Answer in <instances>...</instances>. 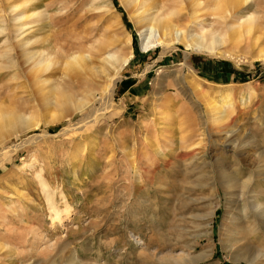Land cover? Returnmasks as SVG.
I'll return each instance as SVG.
<instances>
[{"label":"rangeland","instance_id":"obj_1","mask_svg":"<svg viewBox=\"0 0 264 264\" xmlns=\"http://www.w3.org/2000/svg\"><path fill=\"white\" fill-rule=\"evenodd\" d=\"M252 1L263 17L264 0ZM124 3L0 0V123L14 115L24 126L0 131V264H246L243 252L262 254L264 264L263 230L227 242L243 203H230L220 174L237 170L244 181L264 171V38L246 48L226 35L211 54L183 44L144 52L143 25ZM165 9L186 34L224 25L218 8H197L205 23L176 2ZM29 38L47 61L32 70L24 64L31 48L19 46ZM104 40L113 44L108 52L131 60L111 100L96 90L81 110L84 84L65 62ZM213 101L224 112L219 124ZM230 140L246 153L234 154ZM191 149L197 157L175 160ZM37 171L56 204L71 208L62 227ZM254 194L264 204V182Z\"/></svg>","mask_w":264,"mask_h":264},{"label":"bare ground","instance_id":"obj_2","mask_svg":"<svg viewBox=\"0 0 264 264\" xmlns=\"http://www.w3.org/2000/svg\"><path fill=\"white\" fill-rule=\"evenodd\" d=\"M169 1L176 2L181 6H185L187 9H189L192 14L189 15L193 17V20H195L193 22L196 23L207 22L206 19H204L205 17H201V15H198L197 12V8L202 7V5H206L208 12H210L211 9L214 8L220 9L221 11H223V14L219 15L220 20H223L224 23V25H222V30H215L212 28L208 29L211 27V25L207 24L198 32L190 31V34H186L184 29L180 28L175 22L172 21L170 14L171 11H168L170 9L168 7V10L165 9L167 2ZM249 2L251 4H254L252 0H125L124 5L127 4V9H129V6L132 8L131 10H133V13L136 15L138 23L140 25H143L139 29V34L141 36L142 50L144 52H147L149 49L154 48L156 46L162 47L164 49L163 51H166L167 49L173 48L174 46L183 44L187 51L197 50L201 53L211 54L215 52V49L217 47H220V45H223L225 43L223 38L226 35L228 36L229 40L236 41L238 43H245L246 48H251L252 46H255L262 38H264V16L262 17L261 13L257 12L256 10H252V8L254 9V7L253 5H250ZM28 4L29 2H25L24 6ZM17 7L18 6L12 5L10 8L14 10ZM245 9L249 11L243 13ZM43 29V27H40L39 30L41 31ZM2 32L3 30H0V36L4 34ZM19 32H21L19 36L24 33L21 29L17 30V33ZM185 40H187V42H185ZM36 42L37 41H33L31 38H29L27 40H23L19 45L22 49L25 47L31 48V50L24 52V64L25 67L28 68V70L37 69L45 62L47 63L41 53L34 51V45H36ZM78 44L80 43H77V45ZM112 45V42L104 40L100 42L97 47L92 46L89 48H84L80 46L78 50H76V52L65 62V67L67 68H70L71 66L76 67L77 72L75 73V78L77 81H81L82 84H84L85 95L82 99V102L78 106L81 110L88 106L91 101L93 102L96 100V90H101L100 92L102 94L100 96L105 95L107 96V99L111 100L116 83L120 80V73L131 60V55L123 57L120 56L122 55V53H120V55H116L115 53L108 52ZM70 50H72L71 47L69 51ZM97 53L98 56H96ZM260 58H264V56ZM97 59L98 62L96 61ZM95 62H97V64ZM48 67L49 65L46 66V68ZM100 81H103L101 82L102 84L99 83ZM201 97L207 99V97L203 94L201 95ZM208 105L210 111L213 112V122L216 124L222 122L225 117L224 115H222L224 112L219 107L218 102L213 101ZM92 112L93 110H91V113ZM9 116L2 119V122L0 123V131H2L1 129H3L4 127L5 129L8 127L14 130L18 126H23V122L21 119L18 118V116ZM86 120L88 121V119ZM93 120L95 119H92L91 121ZM26 123L30 126L27 121ZM33 126L34 125H32L31 127ZM6 136L8 135L6 134ZM236 140H230L232 150L234 154L238 153L242 156L246 152L243 151L244 149L242 148L241 144H238ZM194 153L195 152L192 151V149L186 152H180L177 154L175 160H178V158L180 159L183 157H190V159L195 158L197 157V155H195ZM262 156V153L257 155V159H261ZM163 163H165L166 165L168 161L162 162V164ZM24 166H26V164ZM234 171L235 172L227 173V171H225L224 169V171L220 173L223 175L224 181L222 182V184L226 186V189L228 191L227 195L230 199V203H243L242 207H240L241 209L239 215L233 218L234 228L231 231L227 240L229 245L233 247L234 244H236L238 241H241L242 238L246 239L248 235L255 236L259 234L261 230H263L262 237H264V204L257 202V193L254 194L255 196L249 195L250 190L253 189L255 185H257V181L264 182V171L258 170L257 179L252 178L251 176L244 181H240L239 179H237V170ZM40 173L39 171H37L35 177L39 180L38 184L41 185L44 191L42 193H44L45 195V202H47L46 206H48V209L51 212V219L53 222L56 223V225L62 227L64 222L67 221V218L71 212V208L66 203L64 204V206H62L63 208L59 207L56 204L53 197L54 191L52 192L49 189V186L46 184L44 179H42ZM257 195L261 196L259 193ZM249 211L253 215L254 219H250ZM257 223L259 224V226L256 225ZM236 229H239L240 233H236ZM136 238L134 237L135 241H138ZM260 242L263 243L264 240ZM254 244H252L253 247L256 246V244ZM246 254L247 253L243 252L240 255H237L238 258L240 260L243 259L246 264H257L258 260L262 257V254L256 255L253 254V252L249 253L248 256ZM205 256L206 255H204V257ZM74 260L75 259H73V261L71 262H74Z\"/></svg>","mask_w":264,"mask_h":264}]
</instances>
